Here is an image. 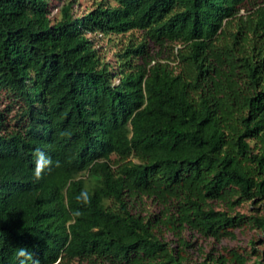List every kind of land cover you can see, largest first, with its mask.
I'll use <instances>...</instances> for the list:
<instances>
[{"label":"trees","instance_id":"1","mask_svg":"<svg viewBox=\"0 0 264 264\" xmlns=\"http://www.w3.org/2000/svg\"><path fill=\"white\" fill-rule=\"evenodd\" d=\"M113 1L51 18V0H0V264L20 247L40 264H246L239 244L193 259L183 229L264 241V0ZM132 29L114 61L89 35ZM148 40L177 42L176 64L138 62ZM36 149L59 162L38 181ZM139 196L160 208L134 211Z\"/></svg>","mask_w":264,"mask_h":264},{"label":"rangeland","instance_id":"2","mask_svg":"<svg viewBox=\"0 0 264 264\" xmlns=\"http://www.w3.org/2000/svg\"><path fill=\"white\" fill-rule=\"evenodd\" d=\"M69 0H51V10L49 16L51 18L59 17V6ZM72 10L76 14H82L89 10L96 3V0H70ZM110 3H114L113 0H108ZM89 35L94 40L95 45L100 51L102 57L108 61H114L115 59V51L121 49L125 46L129 39L133 41L139 40L143 37V30L141 29H132L130 31H126L124 33L119 34H101V33H89ZM150 55L153 57L149 58H137L138 62L146 63L148 60L149 63L153 62L155 59H159L161 61H168L171 65L176 64V60L174 59V53L176 47L178 46L177 42L165 43L164 45H157L153 41L148 40ZM114 82L117 81L116 78L113 79ZM6 103V101H2ZM113 157V155H112ZM212 203L216 207H223L222 203L217 200H212ZM131 208L134 211H140L141 213H147L150 211H157L160 208V204L153 200L151 197L147 196H139L135 199H132ZM235 210L250 212L252 211V207L248 201L236 204L234 206ZM183 233L194 241V244L189 247L190 255L193 259H201L205 252L208 251L211 247H215L216 249H220L223 245H234L239 244L244 246L249 253V257L246 260V264H257L255 260H259L264 264V241L261 240V235L263 232L260 230L244 225L241 227L235 228V237H221L219 239H214L211 236H203L197 232H190L187 229H183ZM160 236L165 239H171L172 243H176L175 236L167 230L162 229ZM251 239H254V243L251 242ZM252 246H254L255 250H252ZM71 264H97L94 262H89L86 259H81L79 261L74 260Z\"/></svg>","mask_w":264,"mask_h":264},{"label":"clouds","instance_id":"3","mask_svg":"<svg viewBox=\"0 0 264 264\" xmlns=\"http://www.w3.org/2000/svg\"><path fill=\"white\" fill-rule=\"evenodd\" d=\"M34 169H33V176L35 180H40L45 172L46 169H50L54 164L55 166H59V162H54L46 152L42 151L41 149H36L34 152ZM77 201L81 204L87 205L91 201L90 195L85 191L81 190V192L76 197ZM76 215H79V210L76 211ZM17 258L19 264H40V260L36 258L35 252L29 250L26 247H20L17 249ZM59 264V261H57Z\"/></svg>","mask_w":264,"mask_h":264}]
</instances>
